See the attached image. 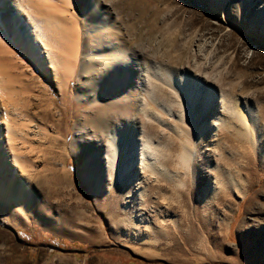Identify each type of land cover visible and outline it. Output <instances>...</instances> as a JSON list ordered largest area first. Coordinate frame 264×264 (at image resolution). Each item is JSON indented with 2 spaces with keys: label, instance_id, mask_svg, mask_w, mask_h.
Listing matches in <instances>:
<instances>
[{
  "label": "rangeland",
  "instance_id": "rangeland-1",
  "mask_svg": "<svg viewBox=\"0 0 264 264\" xmlns=\"http://www.w3.org/2000/svg\"><path fill=\"white\" fill-rule=\"evenodd\" d=\"M68 1L81 24L108 11L130 98L92 104L82 61L68 81L45 49L19 51L26 17L0 0V264H264V0ZM124 121L137 150L118 178L110 136Z\"/></svg>",
  "mask_w": 264,
  "mask_h": 264
},
{
  "label": "bare ground",
  "instance_id": "bare-ground-1",
  "mask_svg": "<svg viewBox=\"0 0 264 264\" xmlns=\"http://www.w3.org/2000/svg\"><path fill=\"white\" fill-rule=\"evenodd\" d=\"M11 1L12 3L14 2V6L17 7L18 13L20 15L23 14L26 17L23 19L24 16H21V21L27 24V34L23 37L21 32L15 31L13 35L14 39L18 41L19 45H21V47H19L20 49H18L19 51L23 50L21 48L26 47L28 48L27 51L31 56L33 55L36 57L37 61H42L45 58L43 57L42 50L45 49L44 52L47 54L49 62L55 65L56 72L60 71L58 66H64L63 68L67 74L68 81H70V79L74 76V72H76L75 68L80 65L79 62L82 61V68H85L83 71L87 72L86 76L90 74L89 77H91L94 75L93 71H97L96 77H87V83L89 84L91 91L88 93L86 92V95L89 97L92 104H98L102 102H109V104L113 102L117 103L119 100L123 101V103L124 101L127 102V99L130 97L126 95L125 91L128 89L127 87L129 84H131V82L129 76L126 74L128 73L130 59L129 55L127 54V50L123 49L124 42L122 43L121 39H119V37L114 35V33L111 31L113 26L110 25V19L108 18L107 10H103L104 14H102L100 11L102 8L97 12H90L87 15V18L82 19L83 22L81 24L78 21L79 15L74 12L70 13L69 9L67 8L68 6H65V3L69 2L68 0ZM80 28L82 29L81 31ZM66 32H69L68 36L65 35ZM14 39L13 43L8 40L7 43L14 44ZM94 61H98V67L93 65ZM184 80L185 85H187V80ZM15 100L17 101V99ZM211 100L212 96L210 94L205 98L203 104L206 105V103L208 104V102ZM240 119L243 121L245 126H247V129H249L250 123L248 119L241 116V114ZM5 120L7 122L9 121L8 119ZM251 126L249 129V136L256 145L257 138L253 131L254 129H251ZM6 137L12 149H14L16 152L17 143L19 142H17L19 133H15L14 131L11 132L9 130V133L7 132ZM132 137H134L133 128H131V125L125 121L117 125L110 136L109 150L112 155L110 164L118 178L129 173L135 163L133 156H135L136 153L132 152L133 150H137V147L132 146V140L130 141ZM186 141L187 142L184 143V152L181 154V161L184 162H187L192 156V148H189L190 139ZM148 146L150 147V143ZM3 152L4 151L0 150V155H3L2 157L5 158V153ZM17 152L14 153L15 165L21 171H30L29 168L25 166L27 159H24L22 155ZM152 158H154V156ZM143 161L145 165H153V162L148 157L145 160L143 159ZM0 167L2 175L5 173V170L3 169L4 165ZM15 175H17V172ZM2 179H0V194L4 197L9 195L11 196V194H9L11 186L9 185L4 189L2 186L4 180ZM9 183H12V180L9 181ZM23 190L17 189V192L13 190V193L16 197L21 196V198L18 197L20 198L19 200L15 201L17 207L20 209H23L26 203V200H24L25 197L23 195ZM7 201H9L8 197Z\"/></svg>",
  "mask_w": 264,
  "mask_h": 264
}]
</instances>
